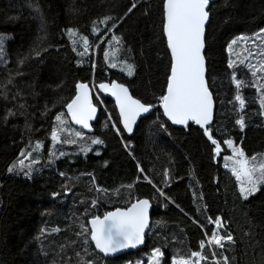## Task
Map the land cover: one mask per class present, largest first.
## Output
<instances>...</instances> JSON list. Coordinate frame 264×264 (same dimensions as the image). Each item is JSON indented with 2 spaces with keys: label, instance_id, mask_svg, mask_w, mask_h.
<instances>
[{
  "label": "trees",
  "instance_id": "obj_1",
  "mask_svg": "<svg viewBox=\"0 0 264 264\" xmlns=\"http://www.w3.org/2000/svg\"><path fill=\"white\" fill-rule=\"evenodd\" d=\"M165 3L0 0V148L9 149L0 153V264H30L19 246L17 227L7 218V192L16 184L35 186L45 196L42 203L48 210L37 218L42 264H128L146 261L144 256L157 248L163 253L160 264L192 256L203 257L197 264H264V184L245 200L239 181L225 166L234 148L250 160L264 156V71H256L264 65V0L210 4L205 56L215 118L208 130L219 154L196 125L177 129L164 118L160 98L167 94L173 64L164 32ZM84 38L88 49L80 55ZM127 65L133 67L132 76ZM114 81L155 111L130 138L115 104L99 96L117 127L116 133L110 126L117 142L110 152L99 135L100 119L95 133L86 134L72 126L66 105L80 83L91 84L95 92L99 84ZM237 81L242 82L239 88ZM94 104L110 123L95 94ZM61 113L66 131L55 120ZM53 131L60 141L52 139ZM95 139L103 143H92ZM35 158L29 171L9 172L20 160ZM117 160L138 170V184L114 193L100 191L98 173H109ZM61 163L68 170L87 167L89 172L65 177L59 172ZM142 199L154 205L145 249L115 259L99 255L91 243L90 220ZM210 218L222 220L223 226L216 228ZM214 232L230 234L234 243H209Z\"/></svg>",
  "mask_w": 264,
  "mask_h": 264
},
{
  "label": "snow or ice",
  "instance_id": "obj_2",
  "mask_svg": "<svg viewBox=\"0 0 264 264\" xmlns=\"http://www.w3.org/2000/svg\"><path fill=\"white\" fill-rule=\"evenodd\" d=\"M209 0H166V24L165 31L167 35V44L171 49V55L174 63L171 66L169 83L167 85V94L160 99L165 114L175 124L187 126L189 121H194L202 127L209 124L212 119L213 101L212 95L207 87L205 80V57L202 54L204 49V31L205 23L209 19L207 11ZM135 7V5H133ZM131 11V9H129ZM108 19H111L110 17ZM106 23V21H105ZM70 36L75 37L76 33L69 30ZM117 42L119 38L113 37ZM238 39L243 40V37ZM73 43H76L73 40ZM85 45L84 55L88 49L87 38L83 39ZM232 44H236L234 39ZM229 46V51H231ZM39 55V53H38ZM107 55V53H106ZM112 67H116L113 63ZM256 71H264V65L257 68ZM127 74L133 75V67L127 65ZM255 74V73H253ZM237 88L242 86L241 81L236 82ZM79 93L67 103L66 108L71 115V119L76 124L82 125L83 128H89V121L95 118L97 108L93 105L89 94L88 85L80 83L78 86ZM101 89L111 92L116 98L120 107V114L123 117L124 127L128 133L133 131V125L141 113H147L151 110L150 105L141 103L140 100L134 99L127 87L122 84L113 83L99 85ZM240 107H244V100L237 95ZM264 103V101H262ZM63 113L56 115L55 120L61 125V131H66L62 126L66 123L63 119ZM241 128L244 127L243 119L237 121ZM208 138L216 145V153L221 151L216 140L212 139L211 132L205 128ZM75 135L79 136L77 132ZM52 139L60 141L58 132L53 131ZM94 144H101L103 141L95 139ZM228 147L233 148V141H226ZM39 147V145H37ZM234 155L240 159L233 161V174L241 182L240 192L245 200L260 190V185L264 184V163L256 164L255 157L251 158V163L245 157V153L240 148H234ZM231 159V158H229ZM23 165V161H20ZM12 169H9L11 171ZM142 171V170H141ZM259 172V176L254 174ZM246 178V179H242ZM247 185V186H245ZM94 206V205H93ZM148 200H138L132 203L127 210L117 209L113 212L106 213L103 218L95 216L91 219V240L95 242V247L104 254L115 253L122 248L135 247L144 242L145 229L148 228ZM210 222L216 228L223 226L220 219ZM224 240L233 242L230 234L221 236L218 232L211 235L209 243L223 247ZM193 255H198L194 253ZM163 253L159 248L154 250L153 264H160V257ZM91 264V262H87ZM176 264H190L189 260H179Z\"/></svg>",
  "mask_w": 264,
  "mask_h": 264
},
{
  "label": "rangeland",
  "instance_id": "obj_3",
  "mask_svg": "<svg viewBox=\"0 0 264 264\" xmlns=\"http://www.w3.org/2000/svg\"><path fill=\"white\" fill-rule=\"evenodd\" d=\"M94 94L96 95L99 103L101 104L102 101L99 95H97L98 94L97 91H95ZM105 121L107 120L101 116L100 124H99V135L106 141L109 151L111 152L112 150L117 149V142L116 140H114L115 136L113 134L112 129H110V123H107ZM115 132L117 133V131ZM19 140H21V138ZM13 145L14 144H11V148L13 147ZM2 149L5 150L6 152L8 151L9 153V149L7 146L5 145L1 146L0 153L3 154ZM46 157L47 155H44V161L46 160ZM236 159H240V158L236 157L235 155L226 157L225 160L226 168L232 171V168L234 166L233 161ZM20 161H23V165L20 164ZM20 161L17 163V165L13 164L9 168L12 169L9 172L12 173L17 171L18 174L21 175L22 173L27 172V170L29 171L31 168H33V166L37 163V158H35L32 162H28V163L26 162V160H20ZM255 163L257 165L260 163H264V156L261 158H256ZM92 168L98 169V164L96 162H93ZM59 172L65 177L75 178L79 175H85L89 171L87 167L68 170L66 169L64 163H61L59 167ZM98 175H99V190L100 191L104 190L110 193L117 192L121 189L127 190L128 188L138 184L140 180L138 170H136L131 165L118 160L115 161L113 168L109 173L106 174L98 173ZM259 175H260L259 172H256L254 174L255 177H258ZM242 179H246V178L242 177ZM239 183L241 186L240 181ZM7 197L9 202V210L7 213V218H12L11 225L15 224V226L17 227L16 231L18 232L19 246L20 247L23 246L25 248V250L23 251V256L29 259L30 264H42V259L37 244V238L39 233L41 232V226L37 218L39 216H42L48 210L46 205L42 203L45 200V196L35 186L16 184L13 187H11L10 190H8ZM20 227H23V230H18ZM7 231L8 230H5V232ZM153 254L154 252H152L151 255L144 256L146 261L138 260V262L128 263V264H153ZM179 260L182 259L181 258L175 259V264ZM183 260H189L190 264H197L203 260V257L192 256L190 259H183Z\"/></svg>",
  "mask_w": 264,
  "mask_h": 264
},
{
  "label": "water",
  "instance_id": "obj_4",
  "mask_svg": "<svg viewBox=\"0 0 264 264\" xmlns=\"http://www.w3.org/2000/svg\"><path fill=\"white\" fill-rule=\"evenodd\" d=\"M218 0H209V5H208V9L207 11L209 12V9H210V4L211 3H215L217 2ZM166 4V3H165ZM165 24H166V9H165ZM209 24H210V15H209V19L208 21L205 23V31H204V49H203V52L202 54L204 55L205 57V68H206V71H205V80H206V83H207V61H206V56H205V53H206V37H207V29L209 27ZM164 32H165V36H166V39H167V35H166V31H165V27H164ZM169 47V46H168ZM170 49V48H169ZM170 52H171V49H170ZM173 59V58H172ZM174 63V61H173ZM113 83H117V84H121L117 81H114V82H111V83H102V84H107L109 86H111ZM88 85V89H89V94L91 96V100H92V103L93 105L97 108V112H96V115H95V118L93 120H90L89 121V124H90V127L89 128H83L82 125H79V124H76L75 121H73L71 119V115L68 113L67 111V108H66V113L68 115V118L72 124V126L86 134H89V135H92L95 133V126L97 125V123L99 122V119H100V116H101V110L98 106H96L94 104V91H93V88L91 87V84H87ZM101 85V84H99ZM99 85L96 87V90H97V93L103 97V98H106L108 100H110L111 102H113L115 104V107L117 109V112H118V116H119V120H120V125L123 129V131L125 132V134L128 136V137H133L136 133V130L138 128V126L140 125V123L144 120V119H147L149 117L152 116V114L154 113L155 111V108L152 106L151 107V110L147 113H141L137 119H136V122L135 124L133 125V131L131 133H128L126 128L124 127V123H123V117L121 116L120 114V107H119V104L116 102V98L115 96H113L111 94V92H107V91H104L103 89H101L99 87ZM123 86L127 87L126 85L122 84ZM207 87H208V83H207ZM128 88V87H127ZM209 89V87H208ZM129 90V94L133 97L130 89L128 88ZM210 91V90H209ZM77 94L79 93V89L77 87ZM211 93V92H210ZM76 94V95H77ZM212 95V93H211ZM134 99H136L135 97H133ZM212 101H213V109H212V119H211V122L205 126H201V125H198L196 124L194 121H189L187 126L185 125H179V124H175L173 121H171L168 116L165 114L164 112V109H163V106H162V112H163V115H164V118L166 119V121L171 125L173 126L174 128H177V129H186L190 124H194L196 125L198 128H200L201 130L205 131V128H209L210 125L214 122V118H215V101H214V97L212 95ZM142 103V102H141ZM142 200H145V199H142ZM149 201V209H148V217H149V221H148V228L145 229V235H144V242L142 244H138L137 246L135 247H128V248H122L120 249L119 251L115 252V253H110V254H104L103 252H101L98 248L95 247V242L91 240V243L92 245L94 246L96 252L103 256L105 259H115V258H118L120 256H124V255H127V254H130V253H136V252H139V251H142L145 249L146 247V244H147V236L149 234V231L151 229V224H152V213H153V210H154V205L152 204V202L149 200V199H146ZM137 202V201H136ZM120 209V208H119ZM128 209V208H127ZM127 209H120V210H127ZM117 210V209H116ZM114 210V211H116ZM113 212V211H112ZM103 218V217H102ZM91 221V220H90ZM89 225H90V230H91V224L89 222ZM91 239V238H90Z\"/></svg>",
  "mask_w": 264,
  "mask_h": 264
},
{
  "label": "built area",
  "instance_id": "obj_5",
  "mask_svg": "<svg viewBox=\"0 0 264 264\" xmlns=\"http://www.w3.org/2000/svg\"><path fill=\"white\" fill-rule=\"evenodd\" d=\"M101 104H102V108L105 107V106L103 105V103H101ZM104 109H105V110H104ZM103 111H104V113L106 114V116H107V117L109 118V120H110V126H111L113 129H115V130L117 131V127H116L114 121L112 120V118H111V116H110V113H109L108 109L105 107V108H103ZM140 172L142 173L141 169H140ZM142 174H143V173H142ZM147 181L149 182L148 179H147Z\"/></svg>",
  "mask_w": 264,
  "mask_h": 264
},
{
  "label": "bare ground",
  "instance_id": "obj_6",
  "mask_svg": "<svg viewBox=\"0 0 264 264\" xmlns=\"http://www.w3.org/2000/svg\"><path fill=\"white\" fill-rule=\"evenodd\" d=\"M98 95V94H97ZM117 110V109H116ZM219 158V157H218ZM103 257V256H102Z\"/></svg>",
  "mask_w": 264,
  "mask_h": 264
}]
</instances>
